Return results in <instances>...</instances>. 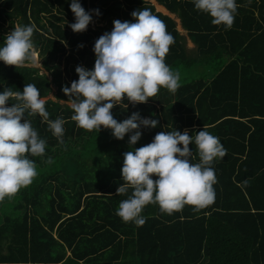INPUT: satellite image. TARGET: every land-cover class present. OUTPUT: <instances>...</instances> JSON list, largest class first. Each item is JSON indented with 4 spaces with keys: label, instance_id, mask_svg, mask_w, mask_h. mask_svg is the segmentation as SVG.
Segmentation results:
<instances>
[{
    "label": "trees",
    "instance_id": "trees-1",
    "mask_svg": "<svg viewBox=\"0 0 264 264\" xmlns=\"http://www.w3.org/2000/svg\"><path fill=\"white\" fill-rule=\"evenodd\" d=\"M71 2L0 0V47L10 24L35 25L34 49L53 76L49 80L30 62L14 67L0 61V92L34 84L47 99L55 85L56 97L45 108L50 120L65 121L60 144L39 114L25 113L46 149L43 156H28L38 173L33 182L0 201V264H264V0H235L231 27L194 12L193 0H157L181 18L200 50L199 60L171 62L167 53L165 63L190 71L201 67L209 80L181 83L175 93L160 88L135 106L126 97L118 102L112 109L118 122L134 112L158 121L155 128L141 126L135 145L129 143L134 133L118 140L110 129L77 127L62 88L78 81L77 66L94 68L95 42L112 31L114 20L135 22L133 11L149 9L173 36V49H183L176 23L148 0H78L101 26L75 33L68 26L75 22ZM203 128L226 149L211 165L214 201L199 211L185 205L172 214L148 204L142 226L117 216L119 203L132 192L115 194L123 183V154L161 131L194 136ZM189 148L191 162L198 163L195 144ZM49 157L53 162L45 163Z\"/></svg>",
    "mask_w": 264,
    "mask_h": 264
},
{
    "label": "clouds",
    "instance_id": "clouds-1",
    "mask_svg": "<svg viewBox=\"0 0 264 264\" xmlns=\"http://www.w3.org/2000/svg\"><path fill=\"white\" fill-rule=\"evenodd\" d=\"M193 3L195 9L210 14L213 25L232 26L237 10L235 0H193ZM70 9L75 22L68 26L75 33L84 32L88 25L93 28L98 22L92 21V14L78 0H72ZM156 10L162 13L161 7L157 6ZM93 11L99 15L98 9ZM131 16L135 22L113 21L112 31L105 32L95 42L94 68L77 66L78 81H73L70 88L63 87L62 91L68 97L66 102L74 113L71 120L77 127L87 131L110 129L118 140L134 133L129 143L135 145L141 138V126L155 128L158 121L134 112L118 122L112 109L125 97L135 106L156 96L160 88L175 93L180 84L179 73L165 63L174 43L165 23L149 9L135 10ZM34 29L35 25L15 26L0 47V61L14 67L35 64L36 52L31 39ZM10 100L15 103L8 106ZM45 104L34 84H25L22 92L11 88L0 92V201L16 195L37 176L36 165L28 156L45 154L46 142L25 119V113L39 114L59 143H64L65 121L50 120ZM190 144H195L198 163L191 162ZM225 155L226 149L219 138L205 128L194 136L188 130L157 133L151 143L123 154V183L115 194L125 195L129 189L132 192L119 203L116 215L124 222L134 221L142 226L145 219L141 212L148 204H157L167 214L182 210L185 205L192 206L194 211L201 210L215 197L216 176L211 165ZM52 162L50 157L45 161Z\"/></svg>",
    "mask_w": 264,
    "mask_h": 264
},
{
    "label": "crops",
    "instance_id": "crops-1",
    "mask_svg": "<svg viewBox=\"0 0 264 264\" xmlns=\"http://www.w3.org/2000/svg\"><path fill=\"white\" fill-rule=\"evenodd\" d=\"M156 1H157V0H156ZM159 7L162 8L161 11H162V13L164 12V13H163L164 15H167V16L171 17L174 21H175L174 16H176L177 19L180 20V27L182 28V31L184 32V33H180V32L178 31L180 37L182 38L181 40H179V42L182 44L183 49H179V48H177V47H175V48L173 49V47L170 46V50H169V52H168V57H170V61H171V62H172V61H176V62H177L178 59H180V61L199 60L198 58H200V50L198 49V44H197V42H195V40L192 38L190 31H189L187 28H185V26H184V24H183L181 18H180L177 14H173V13H171V12H170L168 9H166L163 5H162V6L159 5ZM87 8H88V5H87ZM60 9H61V8H60ZM61 10H62V9H61ZM193 10H195L194 12H198V10L195 9V7H194ZM198 13H199V12H198ZM175 23H176V22H175ZM87 28H92V27H91L90 25H88ZM176 29H177V26H176ZM87 30H88V29H86L85 32H87ZM91 30H92V29H91ZM177 30H178V29H177ZM94 31H95V30H94ZM201 43H202V42H201ZM191 46H195L199 54H194L193 56L190 55V53L188 52L187 48H188V47H191ZM67 54H68V53H67ZM67 54H66V55H67ZM180 61H178V62H180ZM170 69H171L173 72H178V73H179V78H180L182 75H184V74L181 73V71H186L187 73H190V72H196V71H197V70H195V69H194L193 71H190V70H187V69L184 70L185 68H182V67H180V66H177L176 64L173 65V66H171ZM200 71H201V67H200ZM200 71H199V73H200ZM199 73H198V74H199ZM200 79H201V78H200ZM200 79H198V80H200ZM194 81H197V80H196V79L188 80V81H185L184 83H191V82H194Z\"/></svg>",
    "mask_w": 264,
    "mask_h": 264
},
{
    "label": "rangeland",
    "instance_id": "rangeland-1",
    "mask_svg": "<svg viewBox=\"0 0 264 264\" xmlns=\"http://www.w3.org/2000/svg\"><path fill=\"white\" fill-rule=\"evenodd\" d=\"M149 2H151L155 7L159 6L160 3L157 2L156 0H148ZM183 8V7H182ZM164 13V12H163ZM174 19H175V22H176V26H177V29L180 33H184L182 31V28L180 27V20L177 19L176 16H174ZM49 21L48 20H43V24H48ZM15 24V23H14ZM9 25V24H8ZM100 22H95V25L93 26V28H87V29H92V30H97L98 29V26H100ZM7 27V26H6ZM8 33H10L11 31L14 30V26L12 24H10L9 28H8ZM6 37V36H5ZM35 50V49H34ZM188 52L190 53V55H194V54H199L196 47L195 46H191V47H188L187 48ZM36 52V63L35 64H29L27 65L28 67H33V68H36L38 69L41 74H46L49 78V80H52L53 76H52V72L50 71H47L44 67V63H43V59L39 56L38 54V51L35 50ZM181 62V61H180ZM63 66V65H62ZM200 70L196 71V72H190V73H187L186 71H181L182 75L180 78H179V84L181 83H184L185 81H188V80H193V79H200V78H207L209 80V74L205 73V71H202L201 73H199ZM199 73V74H198ZM192 83V82H191ZM56 92H57V88L54 86H52V92L50 93L49 97L47 99H55V95H56ZM45 99V100H47ZM7 212V211H6ZM22 213V210L21 212ZM1 218V216H0ZM19 219V217H18Z\"/></svg>",
    "mask_w": 264,
    "mask_h": 264
}]
</instances>
